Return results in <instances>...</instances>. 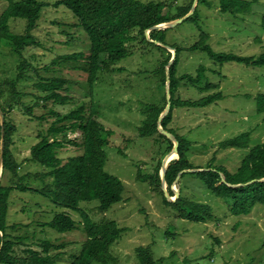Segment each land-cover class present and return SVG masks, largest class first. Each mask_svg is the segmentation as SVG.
Masks as SVG:
<instances>
[{"label": "rangeland", "instance_id": "374dc122", "mask_svg": "<svg viewBox=\"0 0 264 264\" xmlns=\"http://www.w3.org/2000/svg\"><path fill=\"white\" fill-rule=\"evenodd\" d=\"M39 1L50 6L43 8L33 33L37 45L23 51L22 58L8 46L0 48V88L6 97L12 96L10 83L19 75L21 62L25 61L26 65V76L16 85V91L26 96L22 97L20 107L9 115L16 128L11 151L13 159L20 165L19 175L25 176L23 183L38 189L44 185L36 176L46 169L28 159L31 148L38 142L37 133L48 130L56 119L51 110L66 114L86 103L89 111L93 103L98 120L113 132L107 148L106 170L125 185L124 201L105 213L98 211L97 201L81 205L92 220L114 221L127 229L121 240L112 246L111 256L115 261L109 264H142L137 253L141 247H150L156 264H264V205H256L248 215L236 216L231 212L230 200L214 196L197 177L185 176L181 183H176L177 179L173 183L171 190L175 195L172 198L176 199V192H179L189 201L208 205L214 216L205 222H193L179 218L178 211L165 205L163 196L149 181H144L145 176L155 173L163 149L154 142L155 139L143 138L139 129L146 119L143 112L146 105L165 104L168 87L163 86L157 68L168 58L167 52L148 47L141 40L131 43V55L115 66L116 70H125L100 72L91 94L85 71L69 66L44 71L45 66L61 56L75 53L88 56L91 42L88 34L77 26L78 19L70 10L55 7L59 0ZM140 1L161 2L166 11L171 10L175 15L177 7L187 5L191 0ZM8 5L9 0H0V16ZM25 26L24 20L10 21V30L14 34H23ZM201 30L209 35L207 44L216 53L258 56L264 52V0L254 4L250 12L237 16L223 13L221 0H206L194 20L172 29L165 41L182 49L179 78L188 74L197 77L198 70L204 69L199 84L182 82L177 100L196 102L214 98L205 107H178L173 111L170 128L178 138L183 137L190 143L188 160L193 169L187 170L210 171L207 168L215 158V165L236 176L249 151L264 143V113L257 111V97L264 94V67L238 63L221 65L206 53L191 51L201 40ZM33 69L39 76L32 72ZM41 77L68 80L73 101L65 106L56 107L50 103L47 108L42 107L43 104L35 106V98L41 95L36 87ZM26 107H32L31 115L27 114ZM42 115L46 118L40 122L37 117ZM244 133H251L249 149L221 147V143ZM82 141L80 132L69 134L65 148L59 151L64 163L84 153L79 146ZM168 155L163 158L162 167ZM179 158V154L172 155L167 162L168 168ZM160 173L162 179V170ZM2 181L13 186L15 181L22 183L16 179L12 182L11 175H6ZM50 181L48 178L45 183ZM249 183L253 184L252 181ZM164 187L169 192L167 183ZM9 203L7 225H18L15 230H8L9 233L25 237L36 234L38 241L47 239L55 245L51 253L57 255V264H72L87 240L79 213L57 208L33 192L14 190ZM62 212L78 223L75 231L62 234L43 227Z\"/></svg>", "mask_w": 264, "mask_h": 264}, {"label": "trees", "instance_id": "16d2710c", "mask_svg": "<svg viewBox=\"0 0 264 264\" xmlns=\"http://www.w3.org/2000/svg\"><path fill=\"white\" fill-rule=\"evenodd\" d=\"M254 1V2H253ZM221 0L223 13L233 16L248 13L254 4L259 0ZM194 0L187 5L179 6L176 14L172 15L171 10H165V4L161 2L143 3L140 0H59L55 7L63 6L70 10L78 19V27L88 34L91 42V49L88 56L84 53L65 55L55 59L51 65L44 67V71L50 72L58 67H72L75 70L85 71L88 74V84L92 94V89L98 80L100 72L109 73L123 72L125 69H115V66L131 55V43L140 41L151 48H156L167 52L168 58L159 63L158 75L162 78L163 86H167L168 66L173 58V54L166 48L159 46L147 39L146 31L151 30L150 39L163 45L176 49V60L169 69L170 72V94L172 108L162 123V127L172 133L179 141V159L174 160L166 173V183L171 196L175 195L171 187L178 175L187 169H193L189 162L190 143L185 138H178L170 128L173 118V111L178 107H205L212 103L214 98H205L200 101H180L176 94L182 82L199 84L204 77V69L198 70L197 77L193 75L177 76L181 61L182 49L177 45L166 43L168 34L172 29L160 30L154 27L172 22L185 17L191 12ZM206 0H199L197 9L193 16L185 22H192L200 13V6ZM50 6L39 0H9V5L0 16V48L10 47L20 58L22 52L37 45L34 31L38 27L42 10ZM167 9V8H166ZM170 9V8H168ZM12 19L26 21L23 34L11 32L10 21ZM184 22V23H185ZM201 40L194 45L191 51L206 53L213 61L224 65L226 63H238L254 68L264 67V52L258 56L244 57L235 54L216 53L207 44L209 35L202 30ZM25 61L21 62L19 75L10 83L13 91L11 98L0 88V105L5 115L4 125L0 122V156L2 129H4V154H3V174L12 176L14 179L22 181L13 185L0 183V264H57V255L51 252L55 245L47 240L38 241L36 234L28 236H14L8 230H15L18 225L9 227L7 217L10 206V196L14 190L20 192H33L47 199L57 208L70 210L82 216L84 231L87 240L79 255L74 257L72 264H109L115 258L111 255L112 246L121 240L126 228L120 227L114 221L96 222L89 214L81 208L82 204L98 202V211L105 213L116 204L124 201L125 185L117 176L110 174L106 170L108 161L107 148L110 145L113 132L107 129L94 113L93 103L88 111L86 103L80 104L76 109L66 114L52 111V116L56 119L46 131L37 133L38 142L31 148L29 162L46 169V172L38 174L36 177L43 181L41 188H33L23 183L25 176L19 175L20 165L13 159L11 146L13 135L16 132L14 124L9 120L11 111L21 105L23 93L16 91L18 82L25 78ZM34 69L32 70V72ZM37 76H39L38 71ZM70 83L63 78H42L36 87L41 93L36 97L37 107L47 108V104L53 106H65L72 102L69 95ZM42 102V103H41ZM164 105H146L144 114L146 119L139 132L143 138L155 139L156 144H160L163 149L162 159L158 162L153 175L139 177L144 181H149L152 188L163 196L165 205L176 209L178 217L193 222H205L213 219L212 209L205 204L189 201L183 194L176 202H169L162 190V161L163 158L172 152L174 143L162 135L158 129L159 118L166 109L168 101L164 98ZM27 114H32V107H26ZM257 111L264 113V94L257 97ZM45 115L37 117L42 122ZM80 132L82 143L79 144L84 153L70 158L66 163L60 158L59 151L65 148V140L70 133ZM251 133H244L234 139L221 143V147L249 149ZM73 143V141L71 142ZM76 144V143H74ZM78 146V145H76ZM215 158L207 169L194 174H184L179 181L181 183L185 176L197 177L214 196L230 200L231 212L236 216L248 215L256 205H264V182L251 181L264 179V143L258 144L249 151L244 159L239 173L233 176L224 167L215 165ZM225 179L226 183L223 181ZM51 179L45 183L46 179ZM230 185H242L232 187ZM182 191V189H181ZM59 233L73 232L78 228V223L66 212L59 213L55 218L43 224ZM150 247L138 248L137 253L142 264H156L154 262Z\"/></svg>", "mask_w": 264, "mask_h": 264}, {"label": "water", "instance_id": "95a60500", "mask_svg": "<svg viewBox=\"0 0 264 264\" xmlns=\"http://www.w3.org/2000/svg\"><path fill=\"white\" fill-rule=\"evenodd\" d=\"M197 1L198 0H195V4L193 5L192 9H191V12L189 14H187L185 17H182L180 19H177V20H174L172 22H169V23H165V24H161V25H158L156 27H154L153 29H160V30H167V29H174L176 27H178L179 25L183 24L185 21H187L189 18H191L193 16V14L195 13L196 9H197ZM150 32L151 30L149 31H146V36H147V39L150 41V42H153L159 46H162L164 48H166L167 50H170V51H174L173 53V58L168 66V73H167V87H168V95H167V101H168V104H167V107L166 109L163 111L162 115L160 116L159 118V122H158V129L160 131V133L162 135H164L165 137H167L168 139H170L173 143H174V148L172 150L171 153H169V155L167 156V158L165 159L164 163H163V167H162V190L165 194V197L166 199L173 203V202H176L180 196V193L179 192H176V199H173L172 196L170 195V193L167 191V189L164 187V185L166 184V180H165V177H166V173H167V170H168V160L170 159V157L172 155H177L179 154V141L178 139L170 132H168L167 130H165L163 127H162V123L164 121V119L166 118V116L170 113L171 111V108H172V102H171V94H170V72H169V69L170 67L172 66V64L175 62L176 60V49H173L171 48L170 46H166V45H163L159 42H155L153 40L150 39ZM4 112L1 108V105H0V122H1V125L3 126L4 125ZM4 129H2V141H1V156H0V183L2 181V174H3V154H4ZM199 172H202V170H186V171H183L181 172L178 177H177V180H176V183H179V181L181 180L182 176L184 174H194V173H199ZM223 181L226 183L225 179L223 178ZM264 182V179H260V180H253L252 182ZM250 184V183H248ZM229 186H232V187H240L242 185H230Z\"/></svg>", "mask_w": 264, "mask_h": 264}, {"label": "bare ground", "instance_id": "6f19581e", "mask_svg": "<svg viewBox=\"0 0 264 264\" xmlns=\"http://www.w3.org/2000/svg\"><path fill=\"white\" fill-rule=\"evenodd\" d=\"M171 157H172V156H171ZM171 157H170V159H169V160H171ZM169 160H168V161H169Z\"/></svg>", "mask_w": 264, "mask_h": 264}]
</instances>
